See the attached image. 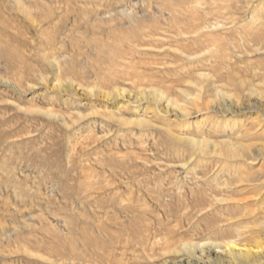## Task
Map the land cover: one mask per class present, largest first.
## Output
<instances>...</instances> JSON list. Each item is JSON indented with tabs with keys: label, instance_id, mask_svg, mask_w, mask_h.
<instances>
[{
	"label": "rangeland",
	"instance_id": "374dc122",
	"mask_svg": "<svg viewBox=\"0 0 264 264\" xmlns=\"http://www.w3.org/2000/svg\"><path fill=\"white\" fill-rule=\"evenodd\" d=\"M18 1L0 0V264H72L63 261L72 254L134 261L144 241L177 230L179 208L189 205L192 212H181L196 214L194 232L205 235L216 219L243 213L242 205L229 212L226 201L206 207L203 220L196 213L197 196L211 194L194 174L203 176L207 159L185 138L219 114L183 120L137 98L158 88L179 99L201 74H214L202 61L218 48L224 8L214 0ZM175 20L190 30L202 23L214 40L178 36ZM260 166L249 165L254 179L239 189L264 196ZM209 172L217 184L219 174ZM242 216L244 234L255 226Z\"/></svg>",
	"mask_w": 264,
	"mask_h": 264
},
{
	"label": "bare ground",
	"instance_id": "6f19581e",
	"mask_svg": "<svg viewBox=\"0 0 264 264\" xmlns=\"http://www.w3.org/2000/svg\"><path fill=\"white\" fill-rule=\"evenodd\" d=\"M214 2L225 9L222 20L218 23L220 25L217 27L219 38H216L215 41L218 43V48L211 58L209 56L203 61L201 60L202 62H211L214 74H201V80L191 82L192 91L179 90L180 95L177 93L179 99L172 98L167 91L158 88L142 90L137 98L141 95L140 99L146 97L157 104H162L166 112L172 111L183 120L188 119L194 112L209 114V112L214 111L219 114L217 119H214L215 121L208 120L205 126L204 122H197L198 137L191 135L185 138L194 151L203 155L205 160L207 159L204 162L206 167H204L203 176L197 172L194 174L197 181L204 178L203 184L207 186L211 194H203L204 191L202 190L200 198L197 196V203L201 201L203 206L196 210V213L200 212L203 220L209 215L208 211L201 213L206 210V207L213 209V202L226 201L225 205L229 212L231 206L238 208L242 205L244 211L241 215L239 213L237 215L239 218L242 215L246 216L249 220H247V224H252L256 228H249L247 231L243 229L245 233H240L241 226L240 219L237 220L238 216L224 215V217L216 219L211 225H207L208 233L211 235L195 233L194 231L198 227L195 223L199 218L196 214L191 213L192 210L188 208L189 205H186L185 208L191 212L183 214L181 211L185 208L182 203L183 208H179L181 211L179 210L180 213H177L179 217H176L177 230L167 228L163 237L151 241V246L148 241H144L142 247L145 254L138 256L134 261L116 258L95 259L83 254H72L69 258H63L65 259L63 261L72 264H264V240L258 238L261 235L264 237V226H262L264 225V208L261 211L257 208L264 207V196L258 197V194H249L251 192H249V188L252 186L239 189L242 183L249 184L254 179L253 174L247 172L249 165L264 163V2H259V0H236L231 3L214 0ZM18 3L24 6L21 0ZM174 22L177 35L180 37L195 36L194 44L202 40H214L213 34L202 31V23L194 22L190 27L194 26L195 29L190 30L187 26L183 27L181 22L176 20ZM184 54L190 60L198 57ZM202 66L204 67L205 64ZM111 77L107 76L106 78L111 80ZM118 90L120 94L125 93V89L118 88ZM180 98H182L181 102L179 101ZM199 123H202L203 126ZM207 125H212L213 130L220 134L221 140L219 142L210 139L212 131L206 129ZM190 127L191 124H185L182 129L188 128L186 129L188 131L192 128ZM191 131L193 132V130L188 132ZM260 167L264 169L263 166ZM209 171H215L217 175L219 174L217 184L216 182L214 185L210 183L214 179L211 180L213 174L209 175L211 173ZM227 172L229 175L225 177ZM209 184L212 186L208 187ZM192 192L195 190L193 189ZM182 193L183 195H180L181 201L184 198L186 200L184 196L186 192L183 191ZM220 196L221 198H219ZM177 199L180 201L179 197ZM204 200L211 202L206 201L204 204ZM230 200L234 202H230ZM233 217L235 221L230 222ZM185 219L191 224L190 228H185L183 224ZM241 221L243 222V220ZM235 229L238 231L237 234ZM155 237L158 236L155 235ZM158 249L161 254L157 253Z\"/></svg>",
	"mask_w": 264,
	"mask_h": 264
}]
</instances>
